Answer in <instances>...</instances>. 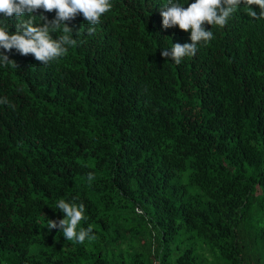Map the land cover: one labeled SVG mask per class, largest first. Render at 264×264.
<instances>
[{
    "label": "trees",
    "instance_id": "obj_1",
    "mask_svg": "<svg viewBox=\"0 0 264 264\" xmlns=\"http://www.w3.org/2000/svg\"><path fill=\"white\" fill-rule=\"evenodd\" d=\"M109 2L93 34L65 21L78 44L48 65L0 48V264H264V20L242 2L176 65L170 0ZM73 198L95 240L44 226Z\"/></svg>",
    "mask_w": 264,
    "mask_h": 264
},
{
    "label": "clouds",
    "instance_id": "obj_2",
    "mask_svg": "<svg viewBox=\"0 0 264 264\" xmlns=\"http://www.w3.org/2000/svg\"><path fill=\"white\" fill-rule=\"evenodd\" d=\"M244 3L247 9V15L254 20H264V0H195L186 8L183 4L170 0V2L161 7L162 27L171 28L178 26L182 31H190L191 43L183 45L176 43L172 47L163 48L161 57L170 58L172 62L179 65L182 58L194 56L198 50V45L203 42L205 45L213 39V32L205 30L202 26L205 23L224 27L233 14L237 12L238 6ZM248 5H258L260 13L248 8ZM109 0H0V15L2 19L10 20L15 16L17 19L16 30L9 33L8 27H0V48L5 51L16 49L21 55L31 54L37 61L43 65L58 60L67 54L68 49L77 46L78 42L73 38V29L65 21L75 18L77 13H82L85 22L89 25L87 31L93 34V27L100 22L101 16L111 9ZM43 9L46 12L56 11V16L51 21H47L44 16H39L37 23L36 17L32 15L37 9ZM27 18H25V14ZM61 31L63 34L58 38H53L50 33ZM15 62L0 52V65L7 66ZM0 104H5L14 109L7 97L0 98ZM89 183L95 180L93 173H88ZM55 209H59L63 218L54 221L46 219V226L49 230L58 228L63 233L67 241H74L82 244L87 239L95 240L96 236L92 228H80L77 226L82 220H86L85 205L83 202H66L60 199L56 203ZM138 211H140L138 209Z\"/></svg>",
    "mask_w": 264,
    "mask_h": 264
}]
</instances>
